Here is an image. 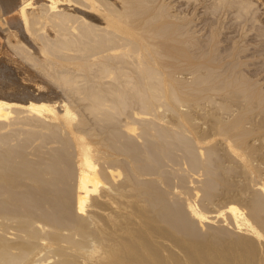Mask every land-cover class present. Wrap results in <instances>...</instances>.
I'll return each instance as SVG.
<instances>
[{"label":"bare ground","instance_id":"1","mask_svg":"<svg viewBox=\"0 0 264 264\" xmlns=\"http://www.w3.org/2000/svg\"><path fill=\"white\" fill-rule=\"evenodd\" d=\"M0 31V264H264V0H0Z\"/></svg>","mask_w":264,"mask_h":264},{"label":"rangeland","instance_id":"2","mask_svg":"<svg viewBox=\"0 0 264 264\" xmlns=\"http://www.w3.org/2000/svg\"><path fill=\"white\" fill-rule=\"evenodd\" d=\"M201 25H202V24H201ZM201 25H199L198 27H200ZM232 26L234 27V26H236V25H232ZM232 29H233L234 31H233L231 34L234 35V36L236 37V40H235V37H232L234 40H233L232 38H231V40H232V41H236V42H235V47L237 46V49H236V50H237L238 53H240V52L243 51V50L240 49L239 46H240V47L246 46L247 43L249 42V41H248L249 39H248V36H247V38H245V39L242 38V37H239V35L241 34V30H240L239 28L234 27V28H232ZM0 32H1V31H0ZM233 33H234V34H233ZM237 34H238V35H237ZM238 38H239V39H238ZM240 38H241L242 40H241ZM4 39H5L4 36H3V37L1 36L0 41L3 42V43H5V40H6V39H5V40H4ZM247 39H248V40H247ZM257 40H258V39H257ZM232 41H231V43H229L230 45L232 44ZM246 41H247V42H246ZM254 41H256V39H255ZM259 41H260V42L256 41V43H257V42L259 43V48H260V46L263 47V46H262L263 44L261 43L262 41H261V40H259ZM258 43H257V45H258ZM260 43H261L262 45H261ZM233 44H234V42H233ZM241 44H242V45L244 44V45L242 46ZM263 48H264V47H263ZM244 49H246V48H244ZM248 49H249V47L247 48V50H248ZM251 49H252V50H251ZM251 49L248 50V51H247V50H246V51L244 50L246 56L253 58V59H252L253 62H249V64H250V65H251V64L254 65V64L256 63L255 65L258 64L257 66H259V64H260V66L264 65V64H263V63H264V58H263V57H264V49H259L258 51L254 50V48H251ZM236 50H235V51H236ZM238 50H239V51H238ZM235 51H234V52H235ZM251 51H252V52H251ZM248 52H249V54H248ZM256 52H257V53H256ZM238 53H237V54H238ZM251 53H252L253 55H252ZM254 54H255V56H254ZM258 54H260L261 57H260V55H258ZM250 55H252V56H250ZM243 56H244V54H243ZM258 57H259V59H258ZM256 58H257V60H256ZM261 60H263V61H261ZM255 61H256V62H255ZM257 61H259V62H257ZM1 62H2V63H1ZM3 62H4V61H3V58H2V59L0 58V66H1V68H0V78H1V79H2V78H4V79L6 78L5 80L3 79V81H6V80H8L9 77H8V73H7L8 71H3V70H2V68H5V63H3ZM260 62H262V63H260ZM252 67H253V66H252ZM250 68H251V67H250ZM247 69H249V68L247 67ZM249 70H250V71L252 70V73L255 72V70H253V69H249ZM1 71H2V73H1ZM260 71H261V72H259V70L257 71L258 73H257V75L254 76V78L257 76V77L255 78L256 81H260V80H261V82H264V81L262 80V78H264V73L262 74V72H264V70L260 69ZM3 72L6 73V74H4ZM255 73H256V72H255ZM1 75H2V76H1ZM258 76H259V78H258ZM261 77H262V78H261ZM13 80H15V79H13ZM13 80H12V81H13ZM9 81H11V80L9 79ZM16 82H17V81H16ZM18 83H19V82H18Z\"/></svg>","mask_w":264,"mask_h":264}]
</instances>
